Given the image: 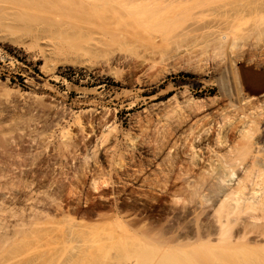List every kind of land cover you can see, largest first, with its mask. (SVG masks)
Here are the masks:
<instances>
[{
	"label": "bare ground",
	"instance_id": "6f19581e",
	"mask_svg": "<svg viewBox=\"0 0 264 264\" xmlns=\"http://www.w3.org/2000/svg\"><path fill=\"white\" fill-rule=\"evenodd\" d=\"M173 1L134 0L128 4L140 8L134 14L145 17L141 21L149 32L145 33L140 18L138 31L133 28L136 23L129 21L127 27L124 22H112L118 26L111 23L107 30L88 23L84 26L82 21L89 14H93L87 20L92 26L101 21L93 18L98 4L88 7L83 0H0V39L15 42L20 33L30 35L31 41L37 38L35 43L43 39L47 48L41 50V56L57 66L84 67L87 55L101 54L104 68L100 66V72L117 78L113 82L125 88L122 97L109 102H119L120 109L126 110L158 99L152 92L163 86L167 75L216 73L221 80L230 74L236 79L235 56L248 39L264 60V0H220L214 7V0H192L199 4L194 10L189 4L188 9V0ZM209 1L210 7L209 3L203 5ZM183 2L189 14L200 16L204 11L215 18L206 21L201 15L205 22L196 17L185 31L172 35L175 27H171L177 24L174 12ZM173 3L174 11L168 7ZM195 8H200L196 15ZM97 12L98 16L101 12ZM244 17L250 18V22L246 20L250 29L239 23ZM146 27L164 32H150ZM202 30L206 33L199 32ZM117 44L119 48H115ZM129 45L145 50L139 55L137 48L138 62L132 67L128 66L130 55L128 61V52L123 51ZM222 56L223 64H217ZM214 59L217 63L211 62ZM126 65L128 74L124 73ZM172 86L158 95H170ZM222 87L228 96L224 82ZM99 98L88 102L87 116L85 111L72 114L63 103L59 106L45 100L33 101V106L28 104L26 111L18 113L14 109L18 105L13 108L9 98L12 107L7 110L13 113L4 119L6 112L0 105V264H102L107 257H113L115 264H264V148L257 141L264 94L239 99L248 112L235 119L229 113L238 105L230 97L228 106L219 111L218 121L209 107L214 99H196L184 89L162 108L152 104L145 112H137L124 130L122 110L98 112L105 95ZM41 126L50 132L44 133ZM73 127L77 132H72ZM97 127L108 131L98 135ZM117 129H121L119 133H111ZM52 143L59 148L52 149ZM13 147H19L15 154ZM81 147L85 149L82 155ZM42 153L49 156L47 160L42 157L45 164L39 161L43 174L28 160L36 161ZM4 154L12 157L8 156L7 166ZM26 156L36 171H29L30 180L20 181L19 171L29 169L24 165ZM20 157L25 158L21 162L25 170L18 162ZM46 254L51 258H43Z\"/></svg>",
	"mask_w": 264,
	"mask_h": 264
},
{
	"label": "rangeland",
	"instance_id": "374dc122",
	"mask_svg": "<svg viewBox=\"0 0 264 264\" xmlns=\"http://www.w3.org/2000/svg\"><path fill=\"white\" fill-rule=\"evenodd\" d=\"M97 1L98 0H83V2L87 6L88 5H92V7H93L94 4H96V5L98 4V6H95V10L98 11L97 14L99 12H101V13H99L98 16H97L96 15V11L94 10L95 14H94L93 18L94 19L96 18L97 21L100 20L101 23L100 22L98 23L95 20L91 19V20L96 22V23L94 22L96 25L92 26V24H93V23H91L92 21L90 22L91 24L89 23V21H90V18L93 16V14L92 15L89 14L87 16V18L86 17H84L85 19L81 18V19H83L82 22L84 23V26L88 23L87 24L88 26L90 25V27H94L97 30L98 29L99 30L100 29L101 30H105L106 28H108V25L111 26L113 24L112 26L117 27L118 24L115 26V24L112 23V22L120 21V22H124L126 24L125 27H127V25L129 24L128 21L131 22V23H136L139 18L141 19V20L139 19L140 22L142 21L144 23L143 20H144L145 17L143 18V16L140 15V13L139 14L137 13L136 15L134 14V13H136V9H137V12H138V10L141 12L140 8L138 9L137 7L134 8V7L128 6V4L130 2H132V1H134V0H129V1L128 0H125V1L124 0H119L120 1L119 5L114 6V7H113V5H114L116 0L115 1L114 0H105V1L99 0L101 2H105V4H106V2L111 3V1H114V3H111L109 5H108V3L106 5L104 3L100 4V2L99 1L97 2ZM121 1L123 3L126 2L127 5L123 4V3L121 5ZM188 1H190V0H188ZM188 1L187 2L185 1L187 3L188 9L190 7L189 5H191L192 8L195 7V5L199 6V4H193V2L195 3L194 0H193V2L191 0L192 4H190V2H188ZM211 1H209L207 3L204 2L203 5L206 4V7H207V4L209 3L208 7H210L211 5H212V7H214L216 4L220 5V3H221L220 0H216V2H215V0L212 1V2ZM176 2H174V3L176 4ZM178 2H182V0H180ZM178 2H177V4H178ZM210 2L212 3L211 5H210ZM167 3H168V1L165 4L167 5ZM174 3L172 5L168 4V7H170V8L172 7L171 10H173V8L175 9V7H173ZM199 3H201V6H202V2L199 1ZM183 4H184V2L181 3V4L179 3V5H181L180 7L182 9L179 6L176 5L177 6L176 10L177 9L179 10V8L181 10H180V13H178V15L176 13V10L174 12L175 13L174 17H175V15L177 16L176 18H174V19H176L177 24L175 23V20H173V22L176 24V26H172L171 27V30H172L173 27H175L173 29V31H172L173 33H171L172 35H175V34L177 35V34L183 32V31H185V29L188 28V25H190L192 23V21L195 22L196 17L200 18L201 15H205L206 21L207 20L211 21L209 19H211L213 17V16H207L204 13V11H203L204 14L199 12L200 8H199V10H197L198 6H196L197 8H195L196 10L194 11V13H195L194 15H196V13H198V12L201 15L200 16H198V15L193 16V14L192 15L189 14V10H191V8L189 10H187V9L184 10V8H187V7H185V5H183ZM111 5H112V7H111ZM107 7L108 8L110 7V8L108 9ZM116 7L118 9L120 8V10L122 9L121 12H120V10H114V12H115L114 13L113 9L114 8L116 9ZM206 7L204 9H205V12L207 13L206 10L208 8H206ZM90 8H91V6H90ZM98 8L100 9V11H99ZM101 8H103V9L106 8L107 11L104 12L103 9H101ZM193 10H194V8H193ZM202 10L203 9H201V11ZM108 12H111V13H108ZM116 12H119V14L116 13ZM102 13L103 14L107 13L109 15L104 14L106 17H103L104 15ZM120 13H121V15H120ZM190 13H193V12H190ZM110 14H111V16H110ZM90 15H91V17H89ZM100 15L101 16L103 15L102 17L104 19H102ZM117 15L118 16L120 15V16L118 17ZM138 15H140V16H138ZM109 16H110V18L112 20H110V18H108ZM113 16H115V17H113ZM188 16H189L190 19L188 18ZM192 16H193L194 19L192 18ZM205 17H203V18H205ZM219 17H217V18H219ZM105 18L106 19L108 18L110 20V23L107 21L108 19L106 20ZM199 18H197L198 20L196 19L198 22H199V20H202V18H200V19ZM214 18L215 17H213L212 20ZM114 19H116V20H114ZM87 20H89V21L87 22ZM246 20L250 22V18L249 17H244L242 20H240L239 23H240V25H241V27L243 29L245 28L246 25H248L247 28H246V30H247L248 27L250 29V26H249V23L247 24ZM140 22L139 23L137 22V23L141 25L142 22L141 23ZM201 22H205V21L202 20ZM102 23H103V25H102ZM131 23L129 25H131ZM137 23L134 24V27L132 25V27L133 28H136L137 26L139 27V25H137ZM143 23H142V25L140 27L144 28L143 30H145V27H144L145 24H143ZM97 24H98V26H97ZM175 24H173V25H175ZM101 25L103 27H101ZM95 26H97V28ZM132 27H131V29H132ZM138 27H137V31H138ZM141 28H139V30H141ZM146 29L150 30V28H148V27H146ZM152 29L153 28H151L150 32H152ZM157 29L155 28V30L154 29L153 30L156 31ZM134 30H136V29H134ZM159 30H160V32H162V31L164 32V30L161 31V29H158L157 31H159ZM160 32H157V33H160ZM199 32L206 33L205 30H202V31H199ZM142 33H144V31H142ZM145 33H149V32L146 31ZM23 34H25V33H23ZM25 35L21 36V33L18 34L17 35L18 37L16 36V38L18 40H16L15 42H10V41H6V40H1L0 39L1 40L0 41V94H1L0 99L3 97L1 99L2 103H1V100H0V105H3L2 106V110H3L4 113L6 112L4 114L6 118L3 115L4 119H7L10 116V114L13 113V112H8V110H10V108L12 107V104H13V108H14V105L15 106L18 105V106H16L14 108L16 110L18 108L17 112L18 111L19 112H22V111L24 112V111H26L28 109V107L30 105L33 106V104H34L33 101L36 102V101H41V100L43 102L45 100V103H51V104L52 103L53 104H58L59 103V106L63 103L62 106L64 105L63 106L64 108L67 107L66 110L68 112L71 110L73 112L72 113L70 111L72 114H76V113H79L81 111H83V112L85 111L84 116L85 115L87 116V111H88L89 108H91V105L88 104V102H91V101L94 102L95 100H99L100 101L99 97H101L102 95H105V98L101 99L103 105L100 104L101 107H99L97 109V111L98 112L99 111L100 112L107 111L109 113L110 112L114 113L113 112L114 109L122 110L121 117L125 118L124 124L122 126L123 127L122 130H124L126 128H129V126H130L129 120L132 117H134L137 112H145L144 109L149 107L152 104H157V105H159V107L162 108L163 105H166V104H168L169 101H172L171 98H172V96L174 94H176L178 92H181V91H184V89H188L190 95L193 98L204 99V100L214 99V102L212 104H210L209 107H210V111L213 112V114L215 115V118H217V120L219 121V120H221V118L219 117L220 116L219 115V111L228 106V103L230 101L229 100L230 97H233L232 98L233 102L236 105H238L237 108L231 109V111L229 113V116H234L233 119H235V118H238V116H242L244 113L247 114V112H248V110L246 109L245 105H240L239 104V99L244 101L248 97L249 98L252 97V96L257 97V96H261L262 94H264V60H263V58H260L261 56L258 55L259 50L258 49L255 50L254 49V47H253L254 45H252L253 44L252 43V39L251 40L248 39V41H247L248 44H245L238 51L240 54L236 53L237 55L239 54L240 56L239 55L237 56L236 54H234V55H236L235 57H237V58L234 57L235 59H237L236 60L237 62H235V64H236V67H235L236 68V76H237L236 79H235V77H233V75L227 74V72H225V75L227 74L229 76L226 75L227 77H225V78L228 79L229 81H227L225 78L221 80L218 77L219 75L216 74V73H213V74L206 73V74H202V75H195L193 73L178 72V73L172 74L170 76L167 75V77L164 79L163 86H161L159 89H154L153 92H152V94H155V97H158V99H155L154 101H150V102H147L148 101L147 100L146 101L147 104H145L144 106H142V107H140L138 109L126 110V109H120L119 102H116V101L109 102V101H111L112 98H114L116 96H121L122 97L121 92L125 88H123L122 86L117 85L115 82H113L114 80H117V78H115V77L113 78V76H110V75H108L105 72L104 73L100 72L101 71V67L104 68L102 66L104 64V62H103L104 56L102 57L101 54H98L102 58V59H100L99 56L98 57L96 56L97 53H94V56L92 54H89L90 56L88 57V55H87L86 59H84V62H83L85 64L84 67L70 66V65L57 66V65H55L53 60H50L51 62L49 60L48 61H44L45 60L44 57L41 56L43 54V52H44L43 50H45V48H47L45 46V45H47L46 41H45V43H42L44 40L40 39L41 42L38 41L37 43H35L37 41V38H34V37L31 36V39H33V38L36 39V41L34 39L31 41L30 40V35H27V33ZM20 37H21L22 43L20 42L21 41L19 39ZM25 39H26V41H24ZM38 43H40V45ZM41 46H44V47H41ZM113 46H115V44H113ZM118 46H120V45L117 44L115 48H119ZM138 46H137V48L140 49L139 51H141V52L138 51L139 55H140L142 53V51L144 53L145 50H143V48L141 46H139V47ZM128 47L130 49H127V50H130V51H127V50H123V51H125L124 54H126V52H128V55L126 54L127 57H128V61H129V59L131 57L130 62L128 63V66L132 67V66H134L135 63L138 62V60H135V57H136V59H138L137 58L138 53L135 54L137 52L136 51L137 50L136 46L132 47V46L129 45ZM131 47L134 48V49L136 48V49L134 50ZM131 49L133 50L134 53L132 52ZM183 49L184 48L180 49V51L182 52ZM130 52H132V53H130ZM253 52H254V54H253ZM91 53H93V52H91ZM158 54L159 53H156V55H158ZM129 55H130V57H129ZM217 58H219V57H217ZM215 59L213 61H211V62L214 63ZM220 59L221 58H219L218 63H217V60L215 62L217 64H221V62H223L222 60L225 59V56H222V59L221 60ZM101 60H102L103 63L101 62ZM132 61H133V63H132ZM45 63H47V64H45ZM86 63H87V66H86ZM88 63H89V65H88ZM92 63L93 64L95 63L96 66L93 65ZM42 65L43 66H47L48 68H46V70H45V67H43ZM90 65H92V66H90ZM128 66L127 65L125 66V68H126V69H124V70H126V72H124L125 74L129 73L128 70L130 71V69H129L130 67L128 68ZM42 67L47 72H45ZM89 67H91V68H89ZM50 68L52 69V71H51ZM92 68H94V69H92ZM133 71L134 70H132V72ZM43 72H45V74ZM141 74H142L141 72L140 73L137 72V75H141ZM230 76H232V77H230ZM51 77L52 78L54 77V78L52 79ZM219 79L221 80L220 82H219ZM223 82H224V88L226 87L227 88V89L225 88L226 91L227 92L229 91V95H228L229 97L227 95H225L224 92H222L223 91V87H222ZM169 85H173L172 86L173 90H172L171 94L167 95L165 97L159 96L158 95L159 92H161L163 89L168 88ZM139 87L140 86H138V88ZM6 89H8L7 92H6ZM129 89H130V87H129ZM89 91H91L92 93H90ZM12 92H15V93L13 94ZM7 93L9 94V96L11 95V97H9ZM18 93H20L21 96ZM152 94H146V96H150ZM41 96H43V97H41ZM8 97L12 98V100L9 99ZM3 101H4V103H3ZM8 101H9V103H8ZM23 101H24V103H23ZM28 101H29V103H28ZM10 102L12 103L11 105H10ZM253 102H255V100H253ZM5 103H8V105L5 104ZM86 103H87V105H85ZM28 104H29V106H28ZM19 105L22 106V107L20 108ZM8 106H10V107H8ZM69 108H70V110H69ZM5 109L6 110L8 109V110L6 111ZM16 110H14V112ZM17 112H15V114H17ZM7 113H10V114L8 115ZM6 114H7V116H6ZM97 116H99V115H97ZM262 118H263V121L261 123H259V130L257 132V141H258V144L261 145L264 148V115L262 116ZM116 127L118 129L121 128L118 125ZM41 128H43L42 129L43 132L46 133L47 130L44 131L45 127L41 126ZM41 128L39 127V130H41ZM223 128H228V125H223ZM72 129L74 130L72 132H74V133L77 132L76 131L77 129H75V127H73ZM104 130L106 132L108 131L107 128L97 127L96 133H98V135H100V133L106 134V132ZM120 130H118V132H115L116 131V129H115V131L113 132V130H112L111 133L112 134L113 133L114 134L115 133H119ZM15 132H18V131H15ZM47 132H50V131H47ZM14 134H16V133H14ZM53 134L56 137L55 138L53 136L55 138L54 140H58L56 134L55 133H53ZM117 135H119V134H117ZM53 137H51V138H53ZM55 143H57V142H55ZM55 143L50 144L51 146L53 145L51 147L52 149H54L55 147L59 148V146H56ZM9 148L11 149L12 146L11 147L9 146ZM18 148L15 149L13 147L12 150H14V152H12V153L15 154L17 152ZM104 151H105V147L102 148V153L100 154V156H101L100 158H102V159L105 157ZM79 152H80V155H82V154L85 153V149L83 147H81L79 149ZM52 155H53V157L54 156L55 157L58 156V158H56V160L60 159L59 155H56V153H55V155H54V153ZM8 156H9V154H4L3 157H2L3 160L5 161V163L2 160V158H1V160H2L1 165L2 166L4 164H5L4 166H7V163H9V161H10V160H8L9 157L12 159L11 156H9V157ZM47 156H48L47 154H43L42 153V155L40 157L41 158L44 157L47 160V158L49 157V156L48 157ZM4 157L5 158L7 157L8 161H6V159ZM26 157H27L26 159L24 157H20L21 159L18 158V159H20L18 161L19 163L23 162V160L25 159L24 162H26V163L25 164L21 163L20 164L21 166L23 164L26 167H27V165L29 166V167H27L29 169H27L23 165L22 169L25 170L24 168H26L27 170L23 171V173L21 171H19V173L17 174L19 179L21 178L22 180L24 179L25 181L30 180L31 177L29 175V171H36L35 167L37 168V173H42V171H43V173L45 172V170L43 169V164H45L43 162V161H45L44 158H42V160L41 159L39 160L40 157H38L37 158L38 161L37 160L35 161L36 158L33 159V158L28 157V156H26ZM22 158H23V160H22ZM28 158H30V159H28ZM14 159L16 161L17 157L14 158ZM27 159L29 161H31V159H32L33 163L36 164L35 167H33V163L32 162H30L32 164L29 165L30 163L28 162ZM53 160L55 161V158H53ZM39 161H41L43 164L41 162H39ZM2 163H4V164H2ZM37 164H38L39 169L37 167ZM20 165H18L19 168H21ZM39 171H41V172H39ZM24 172L28 173L29 176L26 173H24ZM20 173H22V174H20ZM24 174H25V176H24ZM19 175H21V176L19 177ZM22 176H23V178H22ZM28 177H29V179H28ZM21 179H20V181H22ZM5 210L8 211L9 209H5ZM5 210H3V211H5ZM1 211H0V214L2 215ZM6 213H9V212H6ZM6 213H4V214H6ZM1 215H0V218L3 216V215L2 216ZM5 216L7 217V219H9V217H8L9 215L7 216V214H6ZM5 216L3 217L4 219H5ZM45 257L47 259V257H48L47 254L43 258H45ZM49 257L51 258V256H49ZM50 258H48V259H50ZM135 260L138 261L137 263H139V261H140V260H137V259H135ZM101 262H102V264H115V259L113 257L112 258L107 257L104 260H102ZM139 264H141V263H139ZM150 264H155V263H150ZM213 264H220V263L219 262H215Z\"/></svg>",
	"mask_w": 264,
	"mask_h": 264
}]
</instances>
